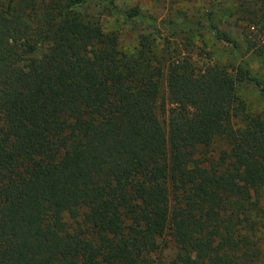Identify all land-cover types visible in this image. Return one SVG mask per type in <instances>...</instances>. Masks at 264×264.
I'll list each match as a JSON object with an SVG mask.
<instances>
[{
    "label": "trees",
    "instance_id": "16d2710c",
    "mask_svg": "<svg viewBox=\"0 0 264 264\" xmlns=\"http://www.w3.org/2000/svg\"><path fill=\"white\" fill-rule=\"evenodd\" d=\"M231 1L240 41L214 9L0 0V264H264V121L238 95L264 96V0ZM113 17L164 47L122 51ZM204 31L237 66L178 40Z\"/></svg>",
    "mask_w": 264,
    "mask_h": 264
},
{
    "label": "rangeland",
    "instance_id": "374dc122",
    "mask_svg": "<svg viewBox=\"0 0 264 264\" xmlns=\"http://www.w3.org/2000/svg\"><path fill=\"white\" fill-rule=\"evenodd\" d=\"M118 4L124 8L138 6L145 13L153 15L158 20H175L180 12H187L191 20L203 22V15L214 9L216 10L215 23L220 30L238 41L244 39L240 35L241 31L234 24L235 20L230 17L229 13L233 8L231 0H118ZM104 27L107 31L113 30L118 33L119 48L126 53L135 52L141 35H151V38L160 46L159 49L164 47L163 39L159 40L161 35L143 24H131L125 22L122 18L113 17L104 19ZM166 34L167 32L162 33L164 36ZM187 36H190L198 46L211 50L217 62L227 66H237L236 59L231 56L229 49L214 41L212 34L209 32L204 31L200 34L185 33L183 37L178 39L179 42H183ZM203 43L206 45L203 46ZM244 54V60L251 75L264 84V58ZM238 95L246 105L247 111L259 115L264 121V96L258 89L252 84L240 82L238 84ZM175 254L176 252L171 244L155 256L154 264H172Z\"/></svg>",
    "mask_w": 264,
    "mask_h": 264
}]
</instances>
